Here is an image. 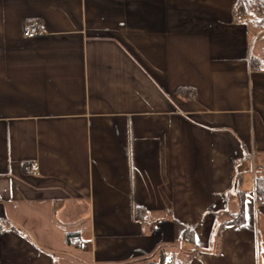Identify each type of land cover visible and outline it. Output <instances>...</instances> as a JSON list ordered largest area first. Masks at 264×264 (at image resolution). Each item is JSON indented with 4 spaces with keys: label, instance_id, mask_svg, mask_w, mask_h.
<instances>
[{
    "label": "crops",
    "instance_id": "1",
    "mask_svg": "<svg viewBox=\"0 0 264 264\" xmlns=\"http://www.w3.org/2000/svg\"><path fill=\"white\" fill-rule=\"evenodd\" d=\"M245 1L0 0V264H264Z\"/></svg>",
    "mask_w": 264,
    "mask_h": 264
},
{
    "label": "trees",
    "instance_id": "2",
    "mask_svg": "<svg viewBox=\"0 0 264 264\" xmlns=\"http://www.w3.org/2000/svg\"><path fill=\"white\" fill-rule=\"evenodd\" d=\"M245 6L246 10L250 14H254L255 17L258 18V12L259 10H262V14L264 15V0H246L245 3L242 5ZM257 12V13H256ZM260 19L264 20V16L260 17ZM180 91H186L189 93L190 91L187 88H180L177 90V92ZM254 183H255V192L256 194L259 195H264V164H255V178H254ZM243 210H241L238 213V217H234L229 219V222L231 223H241L243 221Z\"/></svg>",
    "mask_w": 264,
    "mask_h": 264
},
{
    "label": "built area",
    "instance_id": "3",
    "mask_svg": "<svg viewBox=\"0 0 264 264\" xmlns=\"http://www.w3.org/2000/svg\"><path fill=\"white\" fill-rule=\"evenodd\" d=\"M233 15L236 21H243L248 17L247 11L242 10L240 8V5L234 10ZM41 32H43V28L38 20H33V21L29 20L24 25L23 35L27 38H33ZM251 160H252V155H251ZM258 198H259L258 203L264 204V195H259ZM0 231H4V228L1 227ZM67 241L69 242V244L78 245L81 240L79 237H76L74 235H69V237L67 236Z\"/></svg>",
    "mask_w": 264,
    "mask_h": 264
},
{
    "label": "rangeland",
    "instance_id": "4",
    "mask_svg": "<svg viewBox=\"0 0 264 264\" xmlns=\"http://www.w3.org/2000/svg\"><path fill=\"white\" fill-rule=\"evenodd\" d=\"M243 8L246 10L245 6H244ZM261 11H262V10H259V12H258V13L256 12V13L258 14V18H260V17H263V16H264V15L262 14V12H263V11H262V12H261ZM247 12H248V11H247ZM248 13H249V12H248ZM249 14H250V13H249ZM250 16H254V17H255V15H254V14H253V15H252V14H250ZM255 163H256V162H255ZM253 169L255 170V168H254V167H253Z\"/></svg>",
    "mask_w": 264,
    "mask_h": 264
}]
</instances>
